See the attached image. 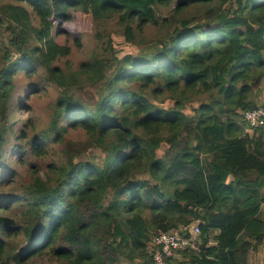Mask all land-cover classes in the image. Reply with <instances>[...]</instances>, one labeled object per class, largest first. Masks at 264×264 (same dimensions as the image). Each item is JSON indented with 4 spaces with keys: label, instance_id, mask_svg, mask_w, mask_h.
I'll return each mask as SVG.
<instances>
[{
    "label": "trees",
    "instance_id": "obj_1",
    "mask_svg": "<svg viewBox=\"0 0 264 264\" xmlns=\"http://www.w3.org/2000/svg\"><path fill=\"white\" fill-rule=\"evenodd\" d=\"M14 1H0V107L21 72L40 69L60 95L44 129L29 118L0 130V264H155L153 238H190L194 224L197 248L170 263L250 264L264 248V0ZM157 6L171 15L148 45L137 34L159 23ZM112 20L138 53L115 51V31L105 56L58 65L71 48L56 33L100 25L104 44Z\"/></svg>",
    "mask_w": 264,
    "mask_h": 264
},
{
    "label": "rangeland",
    "instance_id": "obj_2",
    "mask_svg": "<svg viewBox=\"0 0 264 264\" xmlns=\"http://www.w3.org/2000/svg\"><path fill=\"white\" fill-rule=\"evenodd\" d=\"M3 3H13L17 4L14 0H0ZM174 10V6H171ZM202 7L193 6L190 10H188L189 14L198 15L204 14ZM156 16L159 20L157 25H149L143 31V34H137L141 38L148 43L151 44L152 39H156L161 37L166 30V27L163 26V20L168 18L171 15V10L169 7L157 6L155 7ZM100 30V25H97L94 29V32L91 34L79 35V36H68V35H54L55 39L60 45H67L71 48V54L67 58H63L58 62V65L62 67L66 71H78L80 65L84 62L91 61L93 58L105 56V46L108 40V36L110 34V38L113 36V33L116 31L117 33L114 35L112 43L115 51H119L120 49H124L125 52H134L138 53L140 46L132 47L131 44L125 41V37L119 35L121 30L118 28L117 21L112 20L106 22L105 27L102 29L101 36L103 37L104 44L96 37ZM107 33V35H106ZM105 45V46H104ZM107 47V46H106ZM33 75V76H32ZM25 74V72H21L17 74L16 81V92L14 93L11 102L8 104L7 109H3L0 107V130L3 129V125L7 124L10 128L12 125V129L16 132L20 131L23 127V123L19 120H28L32 118L33 122L36 123L38 129H44L51 118V112L49 110L50 106L53 105L54 101L60 95V90L57 87L51 84H47L44 82V72L40 69L37 70L34 74ZM83 83L82 89L80 86H76L75 88L79 90V97H83L88 102H91V96H94L93 93H88L91 89V86L86 87L88 84ZM35 84L41 85V89L38 92L28 94V91L34 87ZM28 94V95H27ZM257 97H255V101L258 106L264 107V89L261 93H257ZM24 102L27 107L20 108L19 104ZM162 107H169L172 105V101L167 100L164 104L160 103ZM198 104L189 105L187 107L186 113L192 114V110L196 108ZM25 122V121H24ZM250 132V131H249ZM70 138L73 140L84 139L85 134L81 131H71ZM15 143L13 139H10L7 145L12 147ZM160 155H163V151H158ZM14 157H12V164L14 165V169L21 173V176L24 177L28 171V164L26 166L16 165L14 161ZM28 163H35L36 160L34 158H28ZM15 192V190H14ZM195 225V224H194ZM192 229H188L191 237H194V241L196 242V238L199 236L192 235ZM193 241V242H194ZM178 259V260H177ZM177 261L182 259L180 254L177 255ZM176 262V261H175ZM176 264V263H173ZM250 264H264V248L259 251V253H254L250 257Z\"/></svg>",
    "mask_w": 264,
    "mask_h": 264
},
{
    "label": "built area",
    "instance_id": "obj_3",
    "mask_svg": "<svg viewBox=\"0 0 264 264\" xmlns=\"http://www.w3.org/2000/svg\"><path fill=\"white\" fill-rule=\"evenodd\" d=\"M262 110L248 111L245 114V119L252 125H257L261 116ZM192 235L198 236L200 228L198 224L187 227L192 229ZM186 229V228H185ZM194 237H182L179 232L160 233L152 240V255L155 264H173L170 259H177L178 252L186 250H195L197 248Z\"/></svg>",
    "mask_w": 264,
    "mask_h": 264
}]
</instances>
